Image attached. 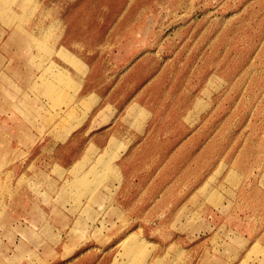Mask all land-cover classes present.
I'll use <instances>...</instances> for the list:
<instances>
[{"label": "rangeland", "instance_id": "obj_1", "mask_svg": "<svg viewBox=\"0 0 264 264\" xmlns=\"http://www.w3.org/2000/svg\"><path fill=\"white\" fill-rule=\"evenodd\" d=\"M0 264H264V0H0Z\"/></svg>", "mask_w": 264, "mask_h": 264}, {"label": "crops", "instance_id": "obj_2", "mask_svg": "<svg viewBox=\"0 0 264 264\" xmlns=\"http://www.w3.org/2000/svg\"><path fill=\"white\" fill-rule=\"evenodd\" d=\"M99 128H86L84 131L83 130H77L75 132L72 133V138H70L69 141V146L68 147H64V149H62L59 153L60 157H65V156H69L70 160H69V165H71V168L74 167V163L79 162L80 160H82L90 150L94 149L93 153H96L97 151H102L105 148H107L111 137H108L107 134H105V132L98 130ZM105 134V137H104ZM112 135V134H111ZM83 138H85V145L84 143L82 144L81 140H83ZM78 139V140H77ZM79 141V144L78 142ZM88 141V143H87ZM109 141V142H108ZM91 154V153H90ZM134 153L132 154H128V156L126 157V160L123 162V166L129 167L132 166L133 162H134ZM126 172H129V170L127 169ZM126 174V182L129 183L130 182V176ZM24 230L27 229V231H33V229H29V228H23Z\"/></svg>", "mask_w": 264, "mask_h": 264}, {"label": "bare ground", "instance_id": "obj_3", "mask_svg": "<svg viewBox=\"0 0 264 264\" xmlns=\"http://www.w3.org/2000/svg\"><path fill=\"white\" fill-rule=\"evenodd\" d=\"M33 48V47H32Z\"/></svg>", "mask_w": 264, "mask_h": 264}]
</instances>
